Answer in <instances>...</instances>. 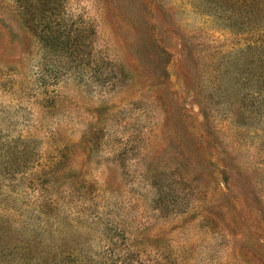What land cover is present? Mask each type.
<instances>
[{
	"label": "rangeland",
	"instance_id": "rangeland-1",
	"mask_svg": "<svg viewBox=\"0 0 264 264\" xmlns=\"http://www.w3.org/2000/svg\"><path fill=\"white\" fill-rule=\"evenodd\" d=\"M240 10L0 0L11 245L37 234L72 264L75 246L83 264H264V90L245 49L259 37Z\"/></svg>",
	"mask_w": 264,
	"mask_h": 264
},
{
	"label": "trees",
	"instance_id": "trees-1",
	"mask_svg": "<svg viewBox=\"0 0 264 264\" xmlns=\"http://www.w3.org/2000/svg\"><path fill=\"white\" fill-rule=\"evenodd\" d=\"M220 1L223 2L225 6H228L233 0ZM234 3L238 7H241L240 13L236 16L238 20H246V14L249 12L255 21L254 31L259 39L257 41H251V43L249 42L251 46L245 44V49H250L252 51L250 57H255V60L252 61V68L254 74L258 78L262 77V82H260L258 87L260 90H264V0H234ZM223 10L228 11L226 9ZM43 11L44 8L42 9V12ZM4 224H0V255L3 260L7 259L14 261L17 264H72L68 262L72 249L62 252L58 250V257L55 258L56 254L51 255L45 253L46 248L50 249L49 247L51 246L46 245V242L43 243L44 245L39 244L37 234H30L29 236L25 234L24 237L17 236L18 238H16V242L11 245L8 239L9 226ZM78 247L79 246H75L73 251L79 254V257L81 258L80 264H83L82 262L87 258V253L84 249L78 250ZM44 254H46V257H44ZM97 264L110 263H102L99 261ZM120 264L124 263L121 262Z\"/></svg>",
	"mask_w": 264,
	"mask_h": 264
}]
</instances>
